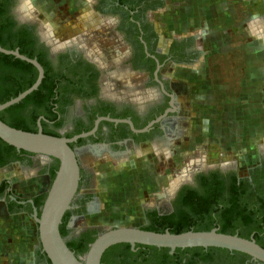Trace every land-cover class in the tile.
Instances as JSON below:
<instances>
[{
  "label": "flooded vegetation",
  "instance_id": "1",
  "mask_svg": "<svg viewBox=\"0 0 264 264\" xmlns=\"http://www.w3.org/2000/svg\"><path fill=\"white\" fill-rule=\"evenodd\" d=\"M260 1L263 11L259 20L264 27V0ZM83 5L86 6L87 22L75 35L82 42L79 46L65 41L60 43L54 38L55 31H51L47 24H38L22 14L21 0H0V25H5L0 30V38L9 39L11 33L25 29L27 37L43 53L45 68L53 80L57 81L60 75L64 77L51 93L47 88L42 90L45 93L38 102L39 113L35 117L32 114L27 129L37 131L40 124L42 132L54 129L59 136L71 137L93 129L100 117L128 119L135 129H141L167 108L172 111L144 131H134L126 121L100 118L92 133L69 143L78 160L80 179L72 206L68 209L71 214L64 238L74 239L76 243L89 227L74 229L69 227V221L84 216L96 201L91 187L92 172L81 166L79 153L90 156V159L103 153L107 158L128 157L133 149L143 150L153 142L162 141L161 152L157 153L162 156L160 158L168 160L170 151L165 120L179 115L181 107L176 100L177 87L167 74L171 70L167 68L196 63L198 69L207 59L205 54L200 56L202 45L194 43V36L175 37L165 48L160 44L151 13L162 8L163 0H84ZM45 115L49 120L43 126L41 119ZM55 164L54 157L8 148L0 142V169L16 166L20 171L43 176L51 182V170ZM258 164H264V152L243 174L237 173L230 162L195 167L177 182L173 190L171 188L164 205L144 210L146 223L141 228L148 227L154 219L152 214L149 215L151 212L173 211L183 192L191 189L200 193L205 190L207 182H210L208 187L219 188L220 197L236 181L240 195L238 202L242 205L244 196L251 197L245 204L253 208L258 189L251 182L250 169ZM3 180L6 184L0 193V203L6 213L23 211L33 218V206L39 213L37 202L44 199L47 189L37 185L31 188L33 193L25 195L15 192L11 179L1 178L0 183ZM211 228L219 231L215 224ZM114 245L104 251L102 264H264L245 253L216 247H185L170 251L169 248H151L139 243ZM38 250L43 253L41 247ZM36 252L38 263L50 264L46 256H38ZM76 255L80 259L83 257L80 253Z\"/></svg>",
  "mask_w": 264,
  "mask_h": 264
},
{
  "label": "rangeland",
  "instance_id": "2",
  "mask_svg": "<svg viewBox=\"0 0 264 264\" xmlns=\"http://www.w3.org/2000/svg\"><path fill=\"white\" fill-rule=\"evenodd\" d=\"M83 1L21 0L26 11L21 10L34 22L47 24L60 43L80 46L75 35L87 22ZM262 11L260 0H163L162 8L151 13L164 48L175 37L194 36V43L202 45L200 56L207 59L198 69L196 63L167 68L181 107L179 115L165 120L168 160L160 158L162 141L133 149L128 157L103 153L90 159L79 153L81 166L92 172L95 198L103 197L100 231L143 226L144 210L164 205L172 186L195 167L230 162L243 174L257 162L264 152ZM41 178L38 185L48 189L50 181ZM17 189L14 184L18 193H33L31 187ZM87 218L71 221L69 227H85Z\"/></svg>",
  "mask_w": 264,
  "mask_h": 264
},
{
  "label": "water",
  "instance_id": "3",
  "mask_svg": "<svg viewBox=\"0 0 264 264\" xmlns=\"http://www.w3.org/2000/svg\"><path fill=\"white\" fill-rule=\"evenodd\" d=\"M0 52L11 54L21 60L29 62L37 69L35 81L16 96L0 103L1 111L19 102L30 92L37 89L43 78V68L36 58H30L21 54L17 48L7 49L0 45ZM170 103L172 104V100ZM168 111H172V108H167L162 114L151 120L141 129H135L128 119L100 118L113 121H126L134 131H144L154 122L162 119ZM100 118L95 121L93 129L80 132L71 137L44 133L41 130L40 124L38 130L35 132L22 130L10 126L0 119V138L3 141L14 146L17 150L22 149L32 153H39L54 157L58 160V166L46 191L39 213L37 214L34 206L32 212V217L37 224L41 251L49 259L50 264H100L104 251L117 243H128L131 246L139 243L155 247H166L170 251L175 248L185 247H219L245 253L252 259L264 263V247L258 244L252 236L246 238L235 233L219 232L216 228L209 230H186L173 233L167 229L163 232H158L134 226H115L101 230L90 242L82 259H80L68 247L59 229L64 213L72 206V201L76 195L80 179L78 160L69 143L78 137L92 133ZM176 184L172 186V190ZM28 201L32 202L31 199Z\"/></svg>",
  "mask_w": 264,
  "mask_h": 264
},
{
  "label": "trees",
  "instance_id": "4",
  "mask_svg": "<svg viewBox=\"0 0 264 264\" xmlns=\"http://www.w3.org/2000/svg\"><path fill=\"white\" fill-rule=\"evenodd\" d=\"M4 27L5 25H0V30ZM26 34L27 32L25 29L17 31L16 33H11L9 39L0 38V45L7 49L17 48L21 54L30 58H36L43 67V78L37 89L30 92L19 102L1 110L0 119L15 128L35 132V128L34 130H28L27 128H30L29 121H32V114L35 117L39 113L38 102L44 97L43 95L45 93L42 90L47 88L48 92L51 93L52 89L64 80V77L60 75L57 81L53 80L54 78L45 68L43 53L33 45L32 40L29 39ZM36 77L37 69L31 63L21 60L11 54L0 52V103L16 96L19 92L29 87L35 81ZM47 120H49V116L47 115L41 119L43 126L46 125ZM44 133L59 136L54 129H45ZM0 142L8 148L15 149L14 146L6 143L1 138ZM21 151L26 152L22 149ZM57 166L58 160L56 159L54 169L51 170V179L54 177ZM250 171L251 182L254 183V186H256L255 188L258 189V196L254 199L253 208L245 204L247 199H252L251 197L244 196V204L242 205L238 202L239 188L235 185L236 181L233 183V187L228 188L225 195L220 197L218 195L220 192L218 190L219 188L215 187L216 189H214V187H208V183L210 182H207L205 190L200 191V193L192 191L191 189L183 192L182 199L173 211L160 214L155 211L151 212L149 215L152 214L153 216L151 217L154 219L148 227H144L143 229L158 232H163L167 229L170 232L178 233L186 230H209L215 224L219 227V232L233 234L234 231H238L237 233L239 236L246 238L252 234L255 241L264 247V164H258L251 168ZM5 182L6 181L3 180L0 183V193L3 191L6 184ZM42 202L43 199L38 201L37 205L41 207ZM70 214L71 212L67 210L59 225L60 233L63 237L67 233L66 224ZM256 214L257 217L255 216ZM98 232H100L98 227H89L80 235L78 243H76L74 239H70L66 240V244L75 254H84L88 245ZM118 244H127L128 246V243ZM113 246L116 245H112L109 248ZM147 246L151 248L168 249L166 247ZM221 249L228 251V249L225 248ZM36 254H38V256H46L44 253H40L39 250H37ZM45 258L50 262L47 257ZM102 263L103 256L100 261V264Z\"/></svg>",
  "mask_w": 264,
  "mask_h": 264
},
{
  "label": "crops",
  "instance_id": "5",
  "mask_svg": "<svg viewBox=\"0 0 264 264\" xmlns=\"http://www.w3.org/2000/svg\"><path fill=\"white\" fill-rule=\"evenodd\" d=\"M1 178L11 179L18 186L19 192L24 190L23 186L34 188L42 181L41 177L20 171L16 166L1 168ZM20 180L24 181L22 187L19 184ZM102 200V196L96 198L90 210L85 214L88 217L85 224L87 227L103 222L99 212ZM90 216L92 217L89 218ZM76 219L78 218H72L69 224ZM39 248L37 224L34 219L23 211L8 214L3 210V204L0 203V264H40L35 260V252Z\"/></svg>",
  "mask_w": 264,
  "mask_h": 264
},
{
  "label": "bare ground",
  "instance_id": "6",
  "mask_svg": "<svg viewBox=\"0 0 264 264\" xmlns=\"http://www.w3.org/2000/svg\"><path fill=\"white\" fill-rule=\"evenodd\" d=\"M21 5H23L22 3H21ZM25 7V6H24ZM23 7V9L25 10V8ZM20 8H21V6H20ZM22 11V10H21Z\"/></svg>",
  "mask_w": 264,
  "mask_h": 264
}]
</instances>
